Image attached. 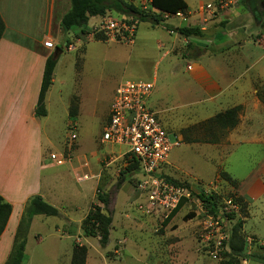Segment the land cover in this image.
<instances>
[{
	"label": "rangeland",
	"instance_id": "rangeland-1",
	"mask_svg": "<svg viewBox=\"0 0 264 264\" xmlns=\"http://www.w3.org/2000/svg\"><path fill=\"white\" fill-rule=\"evenodd\" d=\"M10 1V10L17 12L12 23L31 33L42 31L39 16L31 21L28 4ZM185 1L191 10L200 4L195 11L172 16L153 8L150 0H131L147 16L162 20L155 26L138 22L132 46L107 40L98 32L97 16L82 30L65 33L59 45L50 49L58 59L43 124V159L50 175L43 182L42 197L59 213L32 217L22 264H70L74 243L85 246V264H262L250 253L264 249V78L255 77L252 82L263 103L261 112L246 111L240 103L247 89L241 83L259 71L264 73V41L257 43L264 35V1H258L252 12L246 0ZM223 20L229 21L225 29L237 26L244 38L225 46L226 38L220 32L213 35V44L167 32L164 26H197L210 33ZM243 40L247 41L243 44ZM188 42L205 44L206 51L198 60L212 59L224 72L221 78L234 79L238 85L221 88L215 84L220 79L213 80L214 73L193 69L194 61L184 57ZM242 44L251 53V69L231 62ZM170 46L167 55L157 61ZM123 79H156L148 107L157 113L171 138L175 134L181 141L160 172L188 188L191 197L167 222L139 210L138 204L146 200L128 166L119 160L106 166L110 146L102 144L100 136L114 88ZM234 106L240 107L237 124L220 127L213 118ZM69 125L77 135L70 149ZM50 152H62L67 161L53 165L48 161ZM76 173H85L88 179L78 181ZM250 173L246 185L257 176L263 178V191L253 200L246 199L240 188ZM119 179L122 183L116 187ZM99 191L108 194L106 209L112 218L104 245L99 236L88 237L81 230L88 213L95 206L103 208L97 200ZM200 193L211 196L210 204L215 205L202 202ZM235 224L241 225L243 255L234 254L226 244Z\"/></svg>",
	"mask_w": 264,
	"mask_h": 264
},
{
	"label": "crops",
	"instance_id": "crops-1",
	"mask_svg": "<svg viewBox=\"0 0 264 264\" xmlns=\"http://www.w3.org/2000/svg\"><path fill=\"white\" fill-rule=\"evenodd\" d=\"M19 2L23 6L28 4L31 7L32 10L29 12L31 21L35 16L36 18L39 16V21L43 24L41 32L38 29L37 33H31L29 28L12 23L16 21L17 12L10 10V0H0V17L4 23V30L0 37V197L3 202L11 205L7 223L0 234V264H5V260L8 258L27 202L35 195L42 197L43 182L50 175L49 164L44 163L46 158L43 159L42 139L43 124L48 117L49 95L55 82V69L52 75L53 82L44 100L47 115L40 118L35 116V105L45 60L52 53L50 49L43 46V37L50 36L58 44L63 36L59 22L62 15L70 8L69 0H19ZM198 5L194 10H191L187 3V9L189 12L195 11ZM246 7L250 10L248 6ZM13 17L14 21H12ZM96 17H90L88 22ZM223 21L226 24L229 22L228 20ZM221 22L218 23L220 28L215 27L210 33H207L205 28H201L205 36L199 39H206L216 44L212 37L215 33L220 32L225 36L224 45L227 46L231 44L230 42L244 38V34L237 26L225 29L220 25ZM166 31L168 32L167 29ZM245 41L247 40H243V44ZM263 41L262 33L257 43L260 44ZM193 44L196 57L187 58L184 53L185 59L194 61L193 69H204L211 75L214 73L213 80L220 79L215 84L221 88H235L238 85L234 79L227 82L221 78L224 72L216 67L212 59L199 61L198 59L206 51L204 49L206 45L203 44V47H200ZM243 44L240 54H236V58L233 57L231 62L234 66L242 63L244 67L248 65L247 69H251V53L244 49ZM159 45L163 46L162 43ZM171 47H168L157 61L166 56ZM207 65L211 69L207 68ZM156 76L157 71L155 70L154 78ZM253 76L263 79L264 73L259 71ZM254 78L247 80V83H241L243 86L245 84L247 89L243 91V100L240 104L245 107L246 111L259 114L263 103L256 96L255 86H252V82L256 81ZM153 81L155 82L156 79ZM250 175L252 174L250 173L245 180H241L240 188L241 194L246 199L253 200L263 191V178L257 176L248 185L244 184ZM42 198L45 199V197Z\"/></svg>",
	"mask_w": 264,
	"mask_h": 264
},
{
	"label": "built area",
	"instance_id": "built-area-1",
	"mask_svg": "<svg viewBox=\"0 0 264 264\" xmlns=\"http://www.w3.org/2000/svg\"><path fill=\"white\" fill-rule=\"evenodd\" d=\"M200 10L203 8L200 7ZM172 16H182V12H176ZM98 17V32L107 40L133 45L137 19L115 11H108ZM58 45L52 37H43L46 49H55ZM72 48L68 44L67 49ZM154 85L153 80L131 79H123L116 85L100 142L110 146L106 166L117 160L125 166L136 164V170L132 174L137 178L138 190L146 200L145 203H139L138 208L141 212L155 215L164 221L181 199L187 201L191 197V192L183 185L169 181L160 172V168L168 163L169 153L181 141L175 134L171 138L157 113L148 107ZM68 127L67 141L70 149L77 135L73 125ZM49 160L56 166L67 161L62 152H50ZM76 177L78 181L88 179L85 173H76Z\"/></svg>",
	"mask_w": 264,
	"mask_h": 264
},
{
	"label": "trees",
	"instance_id": "trees-1",
	"mask_svg": "<svg viewBox=\"0 0 264 264\" xmlns=\"http://www.w3.org/2000/svg\"><path fill=\"white\" fill-rule=\"evenodd\" d=\"M258 1L264 0H246L247 6L253 11L255 5ZM70 8L62 15L59 25L63 32L65 33L73 30L75 28L83 29L90 17L102 16L108 11H115L121 14L137 19L138 22H149L152 26L160 24L162 21L158 16L154 18L147 16L145 13L140 11L131 0H69ZM150 4L167 15H173L176 12H187V3L185 0H151ZM225 21L220 23L224 27ZM165 28L169 31H174L184 37H198L202 38L205 36L204 31L197 26H180L172 27L170 25L164 24ZM4 30V23L0 17V37ZM66 42H68L66 40ZM187 51L185 56L187 58H195V48L194 44L191 42L187 43ZM58 56L54 53H50L45 60L40 89L35 105V116L44 117L47 115V110L45 107V96L52 84V75L57 64ZM239 106L231 107L225 110L223 113L217 114L213 120L223 128H232L237 124V114L239 111ZM128 169L132 172L136 170V164H131ZM168 179V178H167ZM169 181L179 184L171 179ZM233 181V180H232ZM122 179H119L116 183V187L121 185ZM200 200L206 203L208 206H214V202L210 204L211 196H206L204 193L198 194ZM97 200L103 205L95 206L88 215L83 219L81 223V230L85 236L96 237L99 236V242L101 245L107 243L109 238V230L112 222L111 216L107 213L109 197L105 192L99 191L97 194ZM186 199H181L176 207L171 211L168 217L163 221L167 222L170 220L176 212L181 208ZM106 211V212H104ZM11 212V205L3 202L0 197V234L7 223L8 217ZM58 209L52 204L46 202L40 195H35L29 199L27 205L21 216L17 231L14 235L13 244L8 255L5 264H22L25 258V246H26V232L29 223L33 216L35 215H46V216H57ZM191 216V215H189ZM241 225L235 224L230 232L227 234L228 248L236 255H243L245 248V241L241 233ZM86 248L83 245L74 243L72 247L70 264H85L86 259ZM253 259H257L262 264H264V249L259 251H254L250 253Z\"/></svg>",
	"mask_w": 264,
	"mask_h": 264
}]
</instances>
